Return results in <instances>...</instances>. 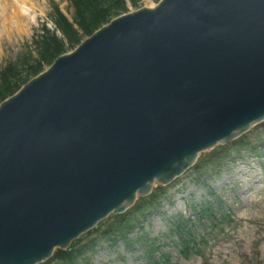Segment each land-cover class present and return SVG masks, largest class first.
<instances>
[{
	"label": "water",
	"instance_id": "obj_1",
	"mask_svg": "<svg viewBox=\"0 0 264 264\" xmlns=\"http://www.w3.org/2000/svg\"><path fill=\"white\" fill-rule=\"evenodd\" d=\"M263 119L264 0L114 22L0 107V264L46 259Z\"/></svg>",
	"mask_w": 264,
	"mask_h": 264
},
{
	"label": "rangeland",
	"instance_id": "obj_2",
	"mask_svg": "<svg viewBox=\"0 0 264 264\" xmlns=\"http://www.w3.org/2000/svg\"><path fill=\"white\" fill-rule=\"evenodd\" d=\"M39 1L44 16L36 15V26L33 27L31 35L19 37L16 34H10L8 38L1 37L0 71L7 63L17 64V80L10 79L8 87L15 88L19 85V81L30 73L28 72L30 70L22 69L23 65L20 64L22 59L28 58L32 67L34 64L39 66V63L31 61L34 50L42 49L43 52H48L50 42L48 39L41 41L40 36L46 23L52 29V23L57 25L51 13L53 4L59 6L60 14L67 18L69 23L73 16L71 24L78 31L74 36H78L79 40L86 39L84 36L80 38L83 34V30L78 27L81 20L77 26L74 25V8L70 0ZM156 3L157 0H137L134 5L127 1L126 11L133 13L144 7H153ZM61 22L60 19L59 23ZM52 37L55 39L62 37L63 44L68 47L69 41H66L62 34L56 33ZM36 39L37 42H35ZM69 47L64 51H69ZM27 67L30 66L24 65V68ZM45 67L42 66V69ZM239 141L241 143L226 147L228 149L225 154H220L221 157H218L221 152L220 147L200 155L196 168H192L184 177L163 189L162 192H157L159 204L151 209L145 208L136 214L137 223L129 236L125 238L126 240L119 238L118 234L112 236V233H108L109 237L104 236L105 230L118 229L125 223H119L111 215L100 222L94 230L74 241L71 244L77 251L74 252H80L77 256L78 264H153L154 262L162 264L165 255L169 257L168 264H244V261L248 264L258 262L264 264V123L253 128ZM208 192L216 196L219 216H224L223 220L227 223L223 231L219 230V233L211 230L212 227L207 223L199 225L195 221L189 225L183 215L187 214L185 205L193 210L200 202L209 198ZM133 219L134 217L131 218ZM179 219L185 221V225L190 230L193 229L192 236L195 239L204 236L203 243L196 241L200 246V255L194 253L183 256L180 253L181 248L177 244V237L169 233ZM211 233L213 234L209 235ZM216 234L217 239L214 238ZM209 237L214 239L210 241ZM152 242L158 243V248H161L159 253H155L150 258L153 250H148L143 252L145 254L143 256V246L145 243ZM70 254L72 253L68 255Z\"/></svg>",
	"mask_w": 264,
	"mask_h": 264
},
{
	"label": "bare ground",
	"instance_id": "obj_3",
	"mask_svg": "<svg viewBox=\"0 0 264 264\" xmlns=\"http://www.w3.org/2000/svg\"><path fill=\"white\" fill-rule=\"evenodd\" d=\"M40 1L36 0H0V41L10 34L19 37L31 35L35 27L36 11L43 13ZM35 11V13H30Z\"/></svg>",
	"mask_w": 264,
	"mask_h": 264
},
{
	"label": "trees",
	"instance_id": "obj_4",
	"mask_svg": "<svg viewBox=\"0 0 264 264\" xmlns=\"http://www.w3.org/2000/svg\"><path fill=\"white\" fill-rule=\"evenodd\" d=\"M122 7H124L123 4L120 5V9ZM112 15H113V12H110L106 16V12L103 11L102 9L100 10L99 8L90 7V9L85 10L83 7H80V16H81L80 20L81 21L79 23V26L83 30L84 35H90L91 33H93L95 29H97L98 27L103 25V23L107 21L106 17H111ZM63 31L66 37L68 38L69 46H71L70 44L73 45L74 43H76L77 39L79 40L78 36H74L76 35L75 33L76 31L73 30L72 28L65 27ZM72 35H73V38H72ZM63 49H65V47H63L61 44L51 43L48 47V53L43 52L44 50H42V53L45 55V60H49L56 54H60L63 51ZM13 90H14V87H8V86L5 87V90L0 89V100L4 99L7 95L13 92ZM144 204L145 202L141 203L137 207V210H139L141 208V205H144ZM73 257L74 256L71 255V260H74Z\"/></svg>",
	"mask_w": 264,
	"mask_h": 264
}]
</instances>
